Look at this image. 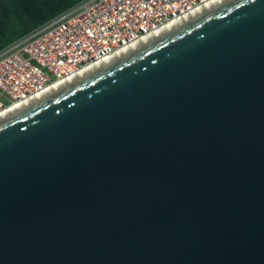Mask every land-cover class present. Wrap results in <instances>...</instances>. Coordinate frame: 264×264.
Wrapping results in <instances>:
<instances>
[{
  "label": "water",
  "instance_id": "water-1",
  "mask_svg": "<svg viewBox=\"0 0 264 264\" xmlns=\"http://www.w3.org/2000/svg\"><path fill=\"white\" fill-rule=\"evenodd\" d=\"M0 264H264V0L0 120Z\"/></svg>",
  "mask_w": 264,
  "mask_h": 264
},
{
  "label": "built area",
  "instance_id": "built-area-1",
  "mask_svg": "<svg viewBox=\"0 0 264 264\" xmlns=\"http://www.w3.org/2000/svg\"><path fill=\"white\" fill-rule=\"evenodd\" d=\"M215 0H84L0 51V114ZM104 63V64H105ZM25 107L27 105H24Z\"/></svg>",
  "mask_w": 264,
  "mask_h": 264
},
{
  "label": "trees",
  "instance_id": "trees-1",
  "mask_svg": "<svg viewBox=\"0 0 264 264\" xmlns=\"http://www.w3.org/2000/svg\"><path fill=\"white\" fill-rule=\"evenodd\" d=\"M84 0H0V51Z\"/></svg>",
  "mask_w": 264,
  "mask_h": 264
},
{
  "label": "bare ground",
  "instance_id": "bare-ground-1",
  "mask_svg": "<svg viewBox=\"0 0 264 264\" xmlns=\"http://www.w3.org/2000/svg\"><path fill=\"white\" fill-rule=\"evenodd\" d=\"M226 1H228V0H215L214 2L209 3V4L207 5V9H205V8L202 7L200 11H196V12L190 14V15L186 18V19H187L186 21H188V20H190V19H192V18H194V17H196V16H198V15H200V14H202V13H205L206 11H209V10H211V9H213V8H215V7H217V6H219L220 4H222V3L226 2ZM183 22H184V21H182V20H180V21H175V22L171 23L170 25H168V26L162 28L161 30H159V31H157V32H155V33H152L151 35L145 37L143 40H140L139 42L135 43L133 46H130V47L126 48L124 51H121L119 54H115L112 58H109L108 62L111 61V60H113V59H115V58H117V57H119V56H121L122 54H124V53H126V52H128V51H130V50H132V49H134V48H136V47H138V46H140V45H142V44H144V43H146V42H148V41H150V40H152V39H154V38H156L157 36H159V35H161V34L167 32V31L173 29L174 27H176V26L182 24ZM104 63H105V62H104ZM104 63L98 64V65H93V66H91V67H89V68L83 70L81 73L74 75L72 78H70V79H68V80H65V81H61V82H59L56 86H54V87H52V88L46 90V91H45V92H44L39 98H37V99H33L32 101L26 102L25 104L22 103V104H20V105H18V106H16V107H13V108H11V109H9V110H6V111L3 112L2 114H0V120H2V119H4L5 117H7V116H9V115H11V114L17 112L19 109H23V108H25L24 105H27V106H28V105L34 103L35 101H37V100L43 98L44 96L50 94L51 92L57 90L58 88H60V87H62V86H64V85H66L67 83L73 81L74 79H76V78L82 76L83 74H85V73H87V72H89V71H91V70H93V69H95V68H97V67L103 65ZM106 63H107V62H106Z\"/></svg>",
  "mask_w": 264,
  "mask_h": 264
}]
</instances>
